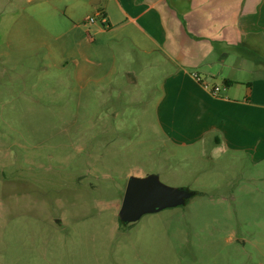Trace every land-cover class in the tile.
Instances as JSON below:
<instances>
[{
	"label": "rangeland",
	"instance_id": "374dc122",
	"mask_svg": "<svg viewBox=\"0 0 264 264\" xmlns=\"http://www.w3.org/2000/svg\"><path fill=\"white\" fill-rule=\"evenodd\" d=\"M11 1V12L0 11V264H264V160L192 158L188 166L170 157L158 137L149 140L137 107L109 111L93 101L86 109L72 72L49 67L37 45L15 41L21 39L15 21L29 6ZM9 13L16 20L8 25ZM216 83L224 88L222 76ZM138 174H157L198 194L153 222L146 215L130 225L134 231L165 224L172 239L154 241L146 260L125 255L119 263L117 242L127 227L118 213Z\"/></svg>",
	"mask_w": 264,
	"mask_h": 264
},
{
	"label": "crops",
	"instance_id": "0c3cea01",
	"mask_svg": "<svg viewBox=\"0 0 264 264\" xmlns=\"http://www.w3.org/2000/svg\"><path fill=\"white\" fill-rule=\"evenodd\" d=\"M16 2H26L29 11L19 22L12 13L5 18L8 25L16 20L21 39L15 41L37 45L49 67L53 63L66 76L72 72L73 90L85 94L86 109L93 101L109 111L137 107L149 140L158 137L170 157L181 156L188 166L192 158L216 163L228 158L238 165L264 160V60L258 58L264 54V0ZM14 3L2 0L0 11L11 12ZM93 14L101 25L90 22ZM32 30L37 39L29 36ZM233 72L251 76L238 80ZM217 76L224 88L214 95L212 87L220 88ZM148 216L150 223L158 215ZM130 225L117 242L119 263L125 255L127 261L146 260L157 239L171 242L165 224L134 231Z\"/></svg>",
	"mask_w": 264,
	"mask_h": 264
},
{
	"label": "water",
	"instance_id": "95a60500",
	"mask_svg": "<svg viewBox=\"0 0 264 264\" xmlns=\"http://www.w3.org/2000/svg\"><path fill=\"white\" fill-rule=\"evenodd\" d=\"M193 192L190 189L170 187L157 174L131 176L118 213L119 221L130 225L146 215L181 207L193 197Z\"/></svg>",
	"mask_w": 264,
	"mask_h": 264
},
{
	"label": "built area",
	"instance_id": "2783aa9c",
	"mask_svg": "<svg viewBox=\"0 0 264 264\" xmlns=\"http://www.w3.org/2000/svg\"><path fill=\"white\" fill-rule=\"evenodd\" d=\"M95 21H96L95 18L90 19L91 23H94ZM193 76L200 84H203L206 87L209 86V83H207L206 80L203 77H201L199 74L194 73ZM219 91H220V88L218 86L212 87V93L214 95H217Z\"/></svg>",
	"mask_w": 264,
	"mask_h": 264
},
{
	"label": "trees",
	"instance_id": "16d2710c",
	"mask_svg": "<svg viewBox=\"0 0 264 264\" xmlns=\"http://www.w3.org/2000/svg\"><path fill=\"white\" fill-rule=\"evenodd\" d=\"M225 84L227 85V86H229L230 84H232V82L231 81H225ZM194 193V195L193 196H196L198 193L197 192H193ZM120 222V224L121 225H124L121 221H119Z\"/></svg>",
	"mask_w": 264,
	"mask_h": 264
}]
</instances>
